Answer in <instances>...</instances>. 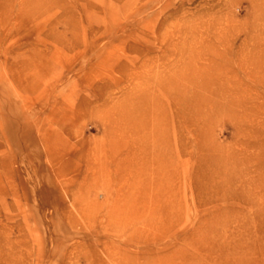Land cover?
Here are the masks:
<instances>
[{
  "label": "rangeland",
  "instance_id": "rangeland-1",
  "mask_svg": "<svg viewBox=\"0 0 264 264\" xmlns=\"http://www.w3.org/2000/svg\"><path fill=\"white\" fill-rule=\"evenodd\" d=\"M0 264H264V0H0Z\"/></svg>",
  "mask_w": 264,
  "mask_h": 264
},
{
  "label": "bare ground",
  "instance_id": "bare-ground-1",
  "mask_svg": "<svg viewBox=\"0 0 264 264\" xmlns=\"http://www.w3.org/2000/svg\"><path fill=\"white\" fill-rule=\"evenodd\" d=\"M113 258V257H112Z\"/></svg>",
  "mask_w": 264,
  "mask_h": 264
}]
</instances>
